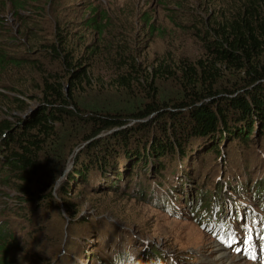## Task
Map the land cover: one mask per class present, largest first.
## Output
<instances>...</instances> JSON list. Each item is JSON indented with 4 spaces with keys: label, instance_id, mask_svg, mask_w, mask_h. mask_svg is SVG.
<instances>
[{
    "label": "trees",
    "instance_id": "obj_1",
    "mask_svg": "<svg viewBox=\"0 0 264 264\" xmlns=\"http://www.w3.org/2000/svg\"><path fill=\"white\" fill-rule=\"evenodd\" d=\"M28 1L32 0H12L16 15L29 5L34 14H43L45 6L50 3L49 0L39 4L32 1L27 5ZM218 1L206 3L212 8V13L206 15L208 19L200 13L205 3L194 4L189 10L190 26L197 31L196 34H203H199L202 36L200 40L204 41L202 55L195 59L182 56L174 59L172 54L156 57L147 68H143L128 40L133 23L127 32L121 26L118 34L113 32L114 35L104 36L101 41L89 42L83 35V40L77 42L78 36L69 31L68 26L66 29L55 9L48 8L56 21L52 35L29 32V17L19 15L21 27L16 35H12L18 42L16 45H0V76L7 82L6 89L14 92V95L0 92V109L7 117L13 115L12 111L19 112L8 119L0 116V172L4 175L0 178V185L9 188L12 195L6 196L14 200L8 213L15 216L23 212L28 214L26 209L29 207L33 208L32 212L41 211L46 206L55 207L52 185L63 174L66 166L63 162L68 155L62 150L64 132L61 128H71L66 120H72L75 126H83V129L90 128V132L80 133L76 138L86 141L85 149L93 147L94 151L91 157L86 156V159L74 163L67 175V187L72 178L88 184L94 175L96 178L100 176L99 180H104L103 183L114 191L110 179L118 186L120 175L125 179L127 173L129 178L132 170L137 169L134 164L139 161L153 157L163 168L176 158L188 159L193 152L192 140L215 144L207 152L217 154L221 153L218 147L223 148L227 140L247 143L252 133L264 138V0H220L221 5ZM182 5V2L177 3V7H167V10L181 11ZM101 18H88L83 28H93L101 34L103 31L98 22ZM18 45H23L26 52L10 56L8 49ZM43 58L47 62L39 61ZM162 79L176 81L181 89L180 98L170 106H158V101L152 99V86ZM97 87L108 93L123 91L125 94L139 88L144 97H151V100L142 108L94 113L89 118L78 115L81 112L74 111V106L79 103L76 95L79 89L90 92L91 88ZM27 100L36 105H31L33 110L22 119L32 104ZM183 114L192 120L191 126H185ZM77 119L80 122H76ZM130 119L144 121L132 129L126 121ZM160 119L168 121L157 129L156 122ZM111 129L113 131L105 136L97 135ZM150 130H153L151 136H143ZM158 130L163 135L157 139L153 133ZM100 137L109 138L111 142L103 144ZM64 148L69 150L67 145ZM60 151L61 155L57 157ZM245 159L247 164L254 162ZM128 183L126 181V187ZM233 184L232 187L236 185ZM153 185L159 188L161 184L156 181L151 187ZM93 191L98 193L97 189ZM60 194L67 197L70 191L61 188ZM66 204L73 217L75 207L70 202ZM3 214L7 215L5 211ZM71 215L66 217L73 220ZM14 220L20 229L23 228L24 237L31 236L33 230L22 225L24 220L20 217ZM4 227L2 222L0 264H11V258L15 261L12 252H18L17 235L10 232L6 235ZM70 248H73L71 244ZM89 259L87 254L86 261ZM97 260L102 261L100 257Z\"/></svg>",
    "mask_w": 264,
    "mask_h": 264
},
{
    "label": "rangeland",
    "instance_id": "obj_2",
    "mask_svg": "<svg viewBox=\"0 0 264 264\" xmlns=\"http://www.w3.org/2000/svg\"><path fill=\"white\" fill-rule=\"evenodd\" d=\"M32 1L39 4L45 0ZM32 1H28L27 5ZM49 1L50 3L45 6L46 10L43 14H34L29 5L25 6V10H19L18 15H16L12 0H0V45H16L18 42V39L12 35H16L21 27L20 14L29 17V32L52 35L56 21L51 10L48 11V8H51L60 15L62 24L70 28L66 27V29L73 31L78 36L77 42L83 40V35L89 42L101 41L104 36L114 35L113 32L118 34L121 26L127 32L133 23V30L131 29L128 40L132 43L143 68H147L153 58L156 57L172 54L174 59L177 56L195 59L202 55L204 41L200 40L202 36L199 34H203L202 32L196 34L197 31L190 26L191 13L189 10L194 4L205 3L200 13L204 18H207V14L212 13V8L206 6L210 0ZM181 2L184 4L181 6L184 10L179 7L181 11L173 9L172 13L167 10V7H177L176 4ZM218 4L221 5L222 2L219 0ZM204 9H207V12ZM97 16H102L101 19H98L103 31L101 34L93 28L88 30L83 28L88 18H96ZM23 47V45H18L11 50L9 48L8 54L12 57L19 56L26 52ZM35 57L38 56L35 55ZM39 61L47 62L44 58ZM2 80L3 78L0 76V92L6 95H14V92H9L6 89L7 82ZM152 88H154L152 99L158 101V106H170L174 100L181 96V89L176 81L162 79ZM115 91L113 90V92ZM76 95L79 103L74 106V111L81 112L78 115L85 118L91 117L94 113H113L122 111V109L142 108L151 100V97L145 98L139 88L129 91L128 94L123 91L121 93H108L102 87L91 88L90 92L80 88ZM27 101L28 103L32 102V100ZM29 105L30 108L26 112L30 111L36 104L32 102ZM12 113L13 115L8 117L11 118L19 114L17 111H12ZM0 116L8 119L1 109ZM182 116L186 122L185 126H191L192 120H188L187 114ZM67 121L72 129L70 127L61 128L64 132L62 134L64 143L62 150L68 152L63 163H67L70 167L66 174L53 181L52 197L55 207L46 206L41 211L36 212H32L33 208L29 207L26 209L28 214L22 213L27 217H23L21 214L11 215L8 210L9 208L12 209L14 200L9 199L6 195H12V193L8 187L0 185V225L4 222L6 235L8 232L14 236L17 235L15 239L18 252H12L11 255L15 261L11 258V264H92L91 260H93V264H107L110 256L106 244L109 240L111 242H126L125 249H128L129 253L135 256L147 253L149 247H158L162 249L166 258L172 256L180 264H215L224 261L223 254L227 253L223 250L217 249L210 252L214 247L212 246L213 242H217L201 232L186 214L177 219L160 211L156 198L167 196L169 191L165 183H175L177 178L179 183L182 179H186V187H191L193 191L201 190L202 192H214L215 195L221 194L224 185H234L235 176L241 175L243 177L248 173L260 170L262 165L264 166V138L262 139V136L252 133L250 134V141L241 144L235 139L227 140L223 148L219 149L218 147L221 153L217 154L207 152L215 144L202 140H192L190 146L193 152L188 159L178 160L176 158L174 159L175 162H169L163 168L159 167L153 157L146 161H139V163L134 164L137 169L136 171L132 170L133 173L129 178L127 173L125 179H122V174L120 175L118 186L114 185V180L110 179L114 189L112 191L101 180L85 184L81 183L78 178H72L70 185L66 186L65 183L69 180L67 175L71 173L74 163L83 160V158L86 159V156L94 155L93 147L85 149L86 141H80V137L76 138L80 133L87 134L90 132V128L83 129V126H75V122L72 120ZM126 121L128 127L136 129V124L144 120L130 119ZM167 121L165 119L157 120L155 127L158 129L159 126H164ZM76 122H80V119H77ZM66 129L71 134L65 131ZM152 132L153 130L145 132L143 136L148 134L151 136ZM99 134L101 133L97 135ZM162 135L163 132L159 130L153 133L157 139L161 138ZM99 141L106 144L111 142V139L100 137ZM131 144L133 145L134 142L131 141ZM66 145L69 146V150L64 148ZM76 149L78 151L74 153ZM60 155L61 151L57 153V157ZM244 158L254 162L247 164L244 162ZM120 162L123 163L122 160ZM3 163L5 164L4 161ZM181 173L183 174L180 176ZM174 174L178 177H175ZM3 176L0 172V178ZM43 179L47 178L44 177ZM126 181L127 183L130 181L127 187L125 186ZM156 181L162 185V188L159 189L155 185L151 187V184H155ZM70 186L71 188H69ZM61 188L70 191V195L67 196L69 200L65 196L61 197ZM94 189H97L98 193L94 192ZM142 191H144V195ZM69 202L75 207V217H72L68 212L66 203ZM4 211L6 216L3 214ZM68 215H71L73 220L67 218ZM19 217L25 221H22V225L33 230L31 236L24 237L26 234L21 233L23 228L20 229L17 226V220H14ZM126 225L127 228H125ZM132 236L134 237L132 238ZM70 244L73 248H70ZM75 245L78 247L75 248ZM99 245L102 246L99 248ZM143 247L144 250H141ZM87 254L90 257L88 261H86ZM97 257H100L101 263L98 262Z\"/></svg>",
    "mask_w": 264,
    "mask_h": 264
},
{
    "label": "bare ground",
    "instance_id": "obj_3",
    "mask_svg": "<svg viewBox=\"0 0 264 264\" xmlns=\"http://www.w3.org/2000/svg\"><path fill=\"white\" fill-rule=\"evenodd\" d=\"M152 161V160H151ZM184 180V179H183ZM233 181V180H232ZM236 183V182H235ZM235 191L236 190H238V191H242L243 190V188L244 187H242V186H240V185H238V184H236L234 187H232ZM130 230V229H129ZM128 231V230H127ZM122 233V232H121ZM212 246H214L213 247V249L212 250H210V252L211 251H215V250H222L219 246H218V244L217 243H214L213 242V244H212ZM209 252V253H210ZM223 262L222 263H215V264H225V263H227V264H245L244 263V261H243V259L242 258H240L239 256H230V255H228V254H223Z\"/></svg>",
    "mask_w": 264,
    "mask_h": 264
},
{
    "label": "clouds",
    "instance_id": "obj_4",
    "mask_svg": "<svg viewBox=\"0 0 264 264\" xmlns=\"http://www.w3.org/2000/svg\"><path fill=\"white\" fill-rule=\"evenodd\" d=\"M116 130H118V129H116ZM113 130L111 129V130H107V131H102V135H107V134H109L110 132H112Z\"/></svg>",
    "mask_w": 264,
    "mask_h": 264
},
{
    "label": "water",
    "instance_id": "obj_5",
    "mask_svg": "<svg viewBox=\"0 0 264 264\" xmlns=\"http://www.w3.org/2000/svg\"><path fill=\"white\" fill-rule=\"evenodd\" d=\"M30 111H31V110H30ZM28 113H29V112H26V113L22 116V119L25 118V117L27 116ZM100 133H102V132H100ZM77 151H78V149H76V150L74 151V153H77Z\"/></svg>",
    "mask_w": 264,
    "mask_h": 264
}]
</instances>
